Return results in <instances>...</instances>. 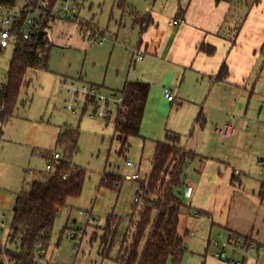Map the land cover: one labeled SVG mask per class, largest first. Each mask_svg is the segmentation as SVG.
I'll use <instances>...</instances> for the list:
<instances>
[{"label": "crops", "instance_id": "1", "mask_svg": "<svg viewBox=\"0 0 264 264\" xmlns=\"http://www.w3.org/2000/svg\"><path fill=\"white\" fill-rule=\"evenodd\" d=\"M145 1L133 9L132 39L127 44L110 33L103 43L87 41L89 46L79 53L76 68L57 72V77L60 83L77 81L117 94L128 83L147 84L151 89L153 80L162 78L157 86L161 100L167 104L172 106L175 101L165 98L161 86H171L169 90L188 97L187 102L204 106L208 117L228 111L230 117L220 122L232 123L234 136L221 138L213 129L214 139L203 132L192 138V132L190 140L181 145L196 158L187 163L182 176L181 196L188 186L193 187V193L183 201L179 227L183 219L188 224L196 220L207 226L202 264H232L213 255V234L223 239L230 235L250 238L255 245L253 251L247 256L228 252V258L240 264H258L261 258L264 262V127L260 124V118H264V0L248 10L215 0ZM175 19L183 23L173 26ZM56 26L65 24H54L49 37ZM138 50L144 54L142 63L134 62ZM50 61L51 55L45 70L48 73ZM222 71L226 75L219 80ZM6 83H0V90ZM4 126L0 121V138ZM154 150L155 146L153 154ZM130 169L140 172L136 167ZM21 171L28 172L25 167ZM2 184L0 214L5 218L13 209L16 194L23 189ZM189 259L186 256L184 264ZM101 260L100 264H116Z\"/></svg>", "mask_w": 264, "mask_h": 264}, {"label": "rangeland", "instance_id": "2", "mask_svg": "<svg viewBox=\"0 0 264 264\" xmlns=\"http://www.w3.org/2000/svg\"><path fill=\"white\" fill-rule=\"evenodd\" d=\"M145 0H86L82 21L96 25L101 31L113 36L119 35L121 43L127 44L132 39V18L134 7L146 4ZM248 10L245 5L233 6ZM64 25V24H59ZM83 30L77 24L56 26L50 34L53 49L50 61V72L29 70L26 82L21 89L18 100L8 117L0 138V183L7 187L26 189L33 181H38L45 172L47 160L45 155L58 154L61 160H66V154L57 146L59 137L66 131L79 134L76 153L72 163L85 174L82 195L68 201L69 209L62 211L54 224L49 247L43 248L45 255L36 254L38 264H100L99 248L103 241L104 229L112 226L115 239L112 256H117L124 246V240L129 232L130 221L135 208L138 183L127 178L137 174L127 167L132 163L140 170L142 181L151 173V157L156 143L166 142L167 133H175L181 137V145L206 133L214 139V127H222L226 122H220L228 111L219 112L215 117L210 115L201 105L187 102L188 97L178 96L173 92L175 103L171 106L161 100L162 78L153 80L151 85L145 115L140 131V137L129 140V148L121 155L122 147L114 139V125L118 104L109 102L112 114L108 120L89 117L94 109L93 99L78 96V105L74 107L75 114L66 110V102L70 98L67 88L76 83L81 87H89L84 83L71 81L60 83L57 72L72 70L79 64V53L89 46ZM86 41V42H85ZM14 54L11 47L0 55V83H5L9 66ZM168 80L166 85H168ZM162 91L171 86H161ZM102 97L114 96L117 102L122 100L121 94L100 90ZM183 99V100H182ZM203 109V118L207 119L204 128L195 126V120ZM258 118V117H257ZM264 127V118H260ZM222 125V126H220ZM264 157V156H262ZM25 167L28 172L23 173ZM105 176L113 177L115 188L103 187ZM121 179V181H120ZM140 181V182H142ZM119 186V187H118ZM12 210L5 214L2 240H6L11 224ZM87 215L91 216L88 221ZM182 216H184L181 211ZM113 223L109 226L108 222ZM107 227V228H108ZM179 230L190 256L187 264H202V258L207 249V226L197 221L191 224L181 220ZM72 233H77V241L68 239ZM149 233V232H148ZM206 233V234H205ZM190 234H193L191 237ZM205 234V235H204ZM207 236V237H206ZM212 241L221 239L217 234L212 235ZM1 243V242H0ZM145 241L140 249L143 250ZM2 246V244H1ZM3 248L5 245L2 246ZM10 248V247H9ZM3 249L2 252H4ZM210 250H213L211 247ZM185 257L181 264H184ZM6 259V256H3ZM172 264V263H169ZM258 264H264L263 258Z\"/></svg>", "mask_w": 264, "mask_h": 264}, {"label": "trees", "instance_id": "3", "mask_svg": "<svg viewBox=\"0 0 264 264\" xmlns=\"http://www.w3.org/2000/svg\"><path fill=\"white\" fill-rule=\"evenodd\" d=\"M215 1L218 4H230L232 7L245 5L251 8L260 0ZM77 25L89 41L97 42L107 36V33L96 25L92 26L84 21H79ZM53 48L45 31L29 42L21 39L17 42L9 66L7 83L0 90L2 125L12 116L11 112L26 82L27 72L47 70ZM225 75L226 72L222 71L218 79H224ZM149 94L150 86L143 83H128L121 92L123 101L117 111L114 125V139L122 147L121 155L129 148L130 139L140 137ZM202 115L201 111L195 121V126L200 128L205 127ZM78 139L79 134L71 130L59 137L57 146L66 154V160H61L60 157V160L53 164V172H43L38 181H33L28 188L16 194L7 243L4 248L0 243V264H3V256L16 264H38L35 262L37 246L41 244L43 248L49 247L58 215L69 209L70 199H77L82 195L85 174L72 163ZM53 156L54 154L45 155L43 158L48 163ZM195 158L193 152L183 149L181 137L175 133L168 132L167 141L155 145L151 173L145 181L138 182L136 195L142 194V201L135 203L124 246L117 256H112L115 232L110 226L113 222H108L110 227L104 229L103 241L99 248V255L103 260H113L116 264L182 263L187 250L178 232L180 214L185 206L180 190L186 165ZM114 184L113 177L105 176L101 185L115 188ZM230 236L234 239L241 238ZM144 241L145 245L141 250Z\"/></svg>", "mask_w": 264, "mask_h": 264}, {"label": "built area", "instance_id": "4", "mask_svg": "<svg viewBox=\"0 0 264 264\" xmlns=\"http://www.w3.org/2000/svg\"><path fill=\"white\" fill-rule=\"evenodd\" d=\"M0 53L6 51L11 47H15L17 42L21 39L29 42L41 33L49 32L54 24H77L82 21V13L86 7V0H0ZM181 19H175L172 22L173 26L182 24ZM109 36H105L102 40L96 43H103ZM144 61V54L141 51H136L134 54V62L142 63ZM70 98L66 102V110L75 114L74 107L78 105V96L84 98L89 97L93 99L94 109L89 113V117L101 118L108 120L112 114V109L109 102L118 104V110L121 108L122 101L117 102L114 96L110 98L102 97L100 90L91 87L79 88L76 84H72L67 88ZM164 96L169 102H174L175 98L171 95V90L164 89ZM2 108L0 106V112ZM235 126L227 122L222 127H215L214 133L221 138H230L235 134ZM60 160L58 154H54L52 159L47 163L45 172L51 173L54 171V163ZM128 168H134L132 163H127ZM239 176V172H236ZM132 182L142 181L140 174L137 173L127 178ZM119 187V186H118ZM193 193V187L188 186L183 192L182 200L188 201ZM142 201V194L136 196L135 203ZM88 221H91V216L87 215ZM4 216L0 214V242L3 246L2 233L4 230ZM77 233H72L68 237L71 241L77 240ZM211 241L210 247L214 249L213 255L223 261H228L232 264H240L228 258V252L233 254H240L247 256L250 251H253L255 245L245 238H229ZM36 254L44 255L43 246L40 244L36 248ZM3 264H16L9 261L7 258L3 259Z\"/></svg>", "mask_w": 264, "mask_h": 264}]
</instances>
